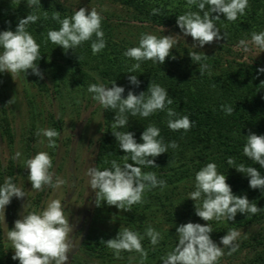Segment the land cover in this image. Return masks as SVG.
Masks as SVG:
<instances>
[{"label":"trees","instance_id":"trees-1","mask_svg":"<svg viewBox=\"0 0 264 264\" xmlns=\"http://www.w3.org/2000/svg\"><path fill=\"white\" fill-rule=\"evenodd\" d=\"M109 1L141 26L194 34L216 51L119 40L110 18L60 0H0V54L23 78L41 90L51 81L54 98L69 89L101 102L96 209L117 197L121 215L111 231L83 239L82 255L183 264L256 227L239 243L245 256L228 264H264V60L225 59L239 43L264 41V0ZM4 101L0 135L11 140ZM13 181L0 169V203ZM0 264H29L7 260L1 217Z\"/></svg>","mask_w":264,"mask_h":264},{"label":"rangeland","instance_id":"rangeland-1","mask_svg":"<svg viewBox=\"0 0 264 264\" xmlns=\"http://www.w3.org/2000/svg\"><path fill=\"white\" fill-rule=\"evenodd\" d=\"M60 2L73 11L110 18L119 40L133 43L158 40L170 48H184L193 53L216 51L214 42L194 34L169 27L141 26L130 11L109 0ZM225 59L246 63L264 60V41L251 39L239 43ZM0 79V95L5 100L12 129L11 140L0 135V169L6 176L10 169L14 173L9 193L0 203L9 263L70 264L78 256L86 264H146L141 254L101 263L80 251L86 236L111 231L117 227L121 215L114 210L118 206L117 197L103 211L96 209L94 159L102 119L100 100L89 102L86 95L69 89L54 98L56 88L51 81L47 80V88L41 90L24 79L2 54ZM50 115L60 122L59 130L51 123ZM32 132L34 137L30 135ZM256 229L231 232L216 241L206 254L191 253L183 264L238 262L246 254L238 249L241 239Z\"/></svg>","mask_w":264,"mask_h":264}]
</instances>
